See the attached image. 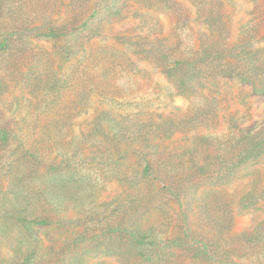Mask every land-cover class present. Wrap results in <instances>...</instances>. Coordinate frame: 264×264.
Instances as JSON below:
<instances>
[{
	"label": "rangeland",
	"instance_id": "374dc122",
	"mask_svg": "<svg viewBox=\"0 0 264 264\" xmlns=\"http://www.w3.org/2000/svg\"><path fill=\"white\" fill-rule=\"evenodd\" d=\"M5 1L0 264H264V0Z\"/></svg>",
	"mask_w": 264,
	"mask_h": 264
},
{
	"label": "trees",
	"instance_id": "16d2710c",
	"mask_svg": "<svg viewBox=\"0 0 264 264\" xmlns=\"http://www.w3.org/2000/svg\"><path fill=\"white\" fill-rule=\"evenodd\" d=\"M7 1L4 2V0H0V7L3 6ZM2 131H0V146L1 144H3L5 142V137L4 135L1 133Z\"/></svg>",
	"mask_w": 264,
	"mask_h": 264
}]
</instances>
